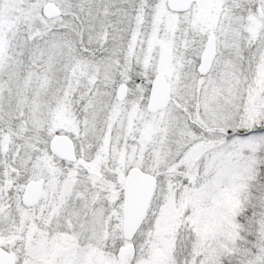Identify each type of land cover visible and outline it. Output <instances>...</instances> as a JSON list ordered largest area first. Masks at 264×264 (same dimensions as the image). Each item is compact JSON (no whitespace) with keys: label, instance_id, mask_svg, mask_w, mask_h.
Masks as SVG:
<instances>
[{"label":"snow or ice","instance_id":"6c2138e0","mask_svg":"<svg viewBox=\"0 0 264 264\" xmlns=\"http://www.w3.org/2000/svg\"><path fill=\"white\" fill-rule=\"evenodd\" d=\"M0 264H264V0H0Z\"/></svg>","mask_w":264,"mask_h":264}]
</instances>
